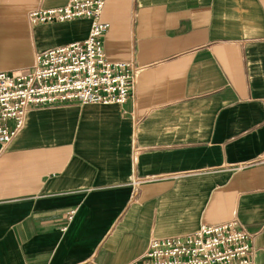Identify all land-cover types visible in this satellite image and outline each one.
<instances>
[{
  "label": "crops",
  "instance_id": "crops-1",
  "mask_svg": "<svg viewBox=\"0 0 264 264\" xmlns=\"http://www.w3.org/2000/svg\"><path fill=\"white\" fill-rule=\"evenodd\" d=\"M68 1L0 0V72L87 37V19L29 20ZM104 2L105 57L139 67L135 87L32 106L0 144V264H133L229 221L264 264V0Z\"/></svg>",
  "mask_w": 264,
  "mask_h": 264
},
{
  "label": "built area",
  "instance_id": "built-area-1",
  "mask_svg": "<svg viewBox=\"0 0 264 264\" xmlns=\"http://www.w3.org/2000/svg\"><path fill=\"white\" fill-rule=\"evenodd\" d=\"M104 4V0H69L62 7L38 8L29 13L33 24L87 19L90 28L83 41L38 54L28 73L0 72L1 145L11 142L22 130L32 106L127 101L140 68L106 59L102 38L110 25L101 21ZM72 215L73 211L69 218ZM250 238L236 221L200 225L187 235L152 239L133 264H251Z\"/></svg>",
  "mask_w": 264,
  "mask_h": 264
}]
</instances>
